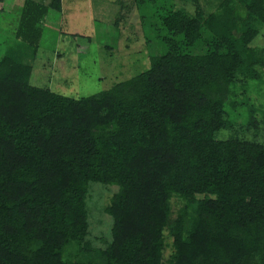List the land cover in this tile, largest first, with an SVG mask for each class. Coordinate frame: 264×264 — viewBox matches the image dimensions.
I'll list each match as a JSON object with an SVG mask.
<instances>
[{
	"label": "trees",
	"instance_id": "obj_1",
	"mask_svg": "<svg viewBox=\"0 0 264 264\" xmlns=\"http://www.w3.org/2000/svg\"><path fill=\"white\" fill-rule=\"evenodd\" d=\"M151 1L150 68L98 93H57L32 83L33 62L0 59V264H264V118L228 112L264 67V0L208 14ZM24 5L31 51L17 54L34 60L62 0ZM91 182L118 186L105 248L87 238Z\"/></svg>",
	"mask_w": 264,
	"mask_h": 264
},
{
	"label": "rangeland",
	"instance_id": "obj_2",
	"mask_svg": "<svg viewBox=\"0 0 264 264\" xmlns=\"http://www.w3.org/2000/svg\"><path fill=\"white\" fill-rule=\"evenodd\" d=\"M49 4L50 0H35ZM151 0H149L150 2ZM202 10L213 12L221 0H197ZM25 0H0V12L5 10L8 26L1 22L0 59L5 55L31 63V47L16 37V15H22ZM140 4L134 0H62V10L49 9L42 24L44 31L38 62L32 83L50 87L57 93L80 98L110 88L119 81L150 68L147 37L152 43V28L145 34L141 14L156 11L151 2ZM180 9L196 12V0H176ZM26 11V10H25ZM10 27V29H9ZM14 29V32H12ZM151 33V35H150ZM7 38H4V37ZM29 49L19 56L18 45ZM264 49V26L252 42ZM35 62V61H34ZM235 107L229 108L230 118L238 123L248 120L247 105L253 104L259 118H264V67L260 78L236 88ZM228 133L222 130L218 137ZM250 137V136H249ZM116 185L91 182L87 196L89 213L88 239L95 247L105 248L111 240L113 217L105 212ZM170 251L168 250V253Z\"/></svg>",
	"mask_w": 264,
	"mask_h": 264
},
{
	"label": "crops",
	"instance_id": "obj_3",
	"mask_svg": "<svg viewBox=\"0 0 264 264\" xmlns=\"http://www.w3.org/2000/svg\"><path fill=\"white\" fill-rule=\"evenodd\" d=\"M63 7V6H62ZM2 10H1V22L2 23H4V26H8L9 25V23L7 22V20H6V15H7V13H5V10H4V8L2 7L1 8ZM19 15L17 14L16 15V20H17V24H18V21H19ZM17 24L14 26V29L16 30V27H17ZM10 26V25H9ZM9 29H10V27H9ZM14 29H13V31L12 32H14ZM16 32V31H15ZM43 34H44V31H43ZM4 38H7L6 36L4 37ZM42 39H43V37H42ZM41 39V40H42ZM18 46H20V45H18ZM41 47V46H40ZM18 50H20V48L18 47ZM39 50H40V48H39ZM38 54H39V51H38ZM33 59V58H32ZM38 55H37V57L34 59V60H32V62H33V73H32V78H33V75H34V73H35V69H36V67H35V64L37 65V62H38ZM35 61V62H34Z\"/></svg>",
	"mask_w": 264,
	"mask_h": 264
}]
</instances>
